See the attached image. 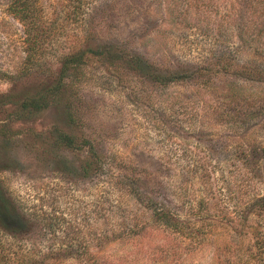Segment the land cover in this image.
Masks as SVG:
<instances>
[{"label": "rangeland", "instance_id": "obj_1", "mask_svg": "<svg viewBox=\"0 0 264 264\" xmlns=\"http://www.w3.org/2000/svg\"><path fill=\"white\" fill-rule=\"evenodd\" d=\"M11 1L0 263L264 264V0H31L32 63ZM109 45L146 72L89 50ZM68 52L85 58L66 77ZM168 210L183 223L158 221Z\"/></svg>", "mask_w": 264, "mask_h": 264}, {"label": "trees", "instance_id": "obj_2", "mask_svg": "<svg viewBox=\"0 0 264 264\" xmlns=\"http://www.w3.org/2000/svg\"><path fill=\"white\" fill-rule=\"evenodd\" d=\"M33 5L31 0H12L9 4V11L10 13L16 17L24 26V31L26 32V55L25 60L26 62L32 63L34 60V55L36 52L35 48H38V37L35 35V29L36 24L33 23L32 19V10ZM117 49V50H116ZM90 52L98 56V59L101 63L107 64V65H114L116 66L119 61L125 62L128 66H130L135 72L138 73H145L146 68L143 67L142 60L137 55L134 56L131 53L122 51L119 47L115 48L112 45L106 46L105 49H103L101 52L97 53L94 48L90 47ZM84 53L82 52H68L65 53V55L61 58V66L60 70L63 76H68V74L75 70V73H79V69L81 66L84 65ZM178 73L176 71H170V73L167 76H161V80H164L165 82H170L178 79ZM62 82V81H61ZM59 84V82H58ZM54 90H49L44 93H41L37 96L31 97L29 100L30 106H43L48 103V97L52 95V92ZM68 107V112L70 113V116H72L71 107ZM60 140L67 144L69 147H75V145L79 144L77 142V139L71 135H60ZM92 161V165L90 162L86 161L84 165V169L88 171V169H94L93 167H96L95 161ZM0 217L2 218V221L0 220L1 225L6 227V224L3 222V216H2V210L0 209ZM177 215L175 213H172L168 210L163 211L160 214L156 216L157 220L167 224L168 226H172L176 228V226H179L183 223V221L178 220ZM5 220V217H4ZM1 257V256H0ZM1 264V263H0Z\"/></svg>", "mask_w": 264, "mask_h": 264}]
</instances>
